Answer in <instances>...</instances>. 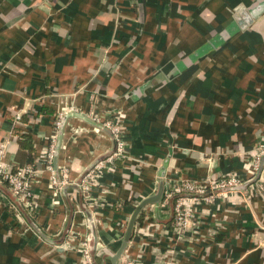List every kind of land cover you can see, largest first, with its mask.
Instances as JSON below:
<instances>
[{
	"label": "crops",
	"instance_id": "crops-1",
	"mask_svg": "<svg viewBox=\"0 0 264 264\" xmlns=\"http://www.w3.org/2000/svg\"><path fill=\"white\" fill-rule=\"evenodd\" d=\"M70 108L53 165L71 181L113 149L93 117L125 130L89 200L36 164ZM263 134L264 0H0V158L37 170L22 222L0 185V264H87L85 237L94 264H264V189L248 181L191 202L182 229L172 202L146 203L112 261L143 199L178 177L245 178Z\"/></svg>",
	"mask_w": 264,
	"mask_h": 264
},
{
	"label": "built area",
	"instance_id": "built-area-1",
	"mask_svg": "<svg viewBox=\"0 0 264 264\" xmlns=\"http://www.w3.org/2000/svg\"><path fill=\"white\" fill-rule=\"evenodd\" d=\"M76 109L70 108L59 111L53 121L52 135L48 138L45 150L40 154V162L36 164L43 165L50 172L49 184L57 190L67 185H75L81 190V193L87 200L91 197L90 187L94 184L98 174L105 168H111L117 160L127 157L126 155V137L125 130L121 123L115 119V116H109L101 119L93 117L102 126L108 129L114 146L112 151L99 157L91 163L88 169L75 180H70L65 169L55 172L53 161L60 145V134L65 117H68ZM2 147V146H1ZM252 172L245 178L241 175H210L204 181H195L194 179L181 178L170 179L166 181V188L162 192V205H168L172 201L173 226L175 229L185 228L194 212L190 207L191 202H213L217 198L223 197L230 191L238 190L243 187L247 181L252 189H264V182L260 171L264 170V134L257 139L253 148L250 160ZM37 170L32 163L16 165L11 162H5L0 158V185L6 187V192L11 198L14 208L19 212L14 214L17 222H22V213H28L33 209V190L31 184ZM10 205V204H9ZM76 241V236L70 235L63 244L65 247H72ZM79 245L83 257L87 264H94L91 259V250L89 238H81L76 242ZM124 264H133L130 261H124Z\"/></svg>",
	"mask_w": 264,
	"mask_h": 264
},
{
	"label": "water",
	"instance_id": "water-1",
	"mask_svg": "<svg viewBox=\"0 0 264 264\" xmlns=\"http://www.w3.org/2000/svg\"><path fill=\"white\" fill-rule=\"evenodd\" d=\"M259 8V6L257 7V9ZM96 126V125H95ZM7 193V192H6ZM160 196L162 197V189H158V191L154 194V195H151L145 199H143L139 205L136 207L134 213L132 214L129 222H128V226H127V229H126V233L124 235V238L122 240V243L119 247V249L116 251L115 255L112 257V261L115 262L116 259L118 258V256L121 254V252L123 251V249L125 248L127 242L129 241L130 239V234H131V231H132V228H133V225L135 223V218H136V215L137 213L139 212V210L146 204V203H154L156 201L159 200ZM89 246H90V250L92 251V247H93V239L92 237H89Z\"/></svg>",
	"mask_w": 264,
	"mask_h": 264
},
{
	"label": "trees",
	"instance_id": "trees-1",
	"mask_svg": "<svg viewBox=\"0 0 264 264\" xmlns=\"http://www.w3.org/2000/svg\"><path fill=\"white\" fill-rule=\"evenodd\" d=\"M21 136H22V135H21ZM170 202H172V201H170ZM9 211H10V213H12L13 216H14L15 213H19V212L14 208L13 205H11V207L9 208Z\"/></svg>",
	"mask_w": 264,
	"mask_h": 264
}]
</instances>
